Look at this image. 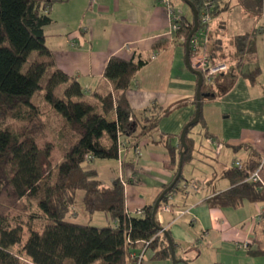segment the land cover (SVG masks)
<instances>
[{"label": "trees", "instance_id": "trees-1", "mask_svg": "<svg viewBox=\"0 0 264 264\" xmlns=\"http://www.w3.org/2000/svg\"><path fill=\"white\" fill-rule=\"evenodd\" d=\"M56 1L59 0H0V264H137L138 256L147 250L154 261L169 259L167 238L150 221L154 202L142 208V215L130 216L125 211L124 183L115 180L106 188L93 179L92 171L82 168L93 159L118 158L119 141L134 148L139 140L147 142L154 137L156 143L161 139L158 122L168 111L150 107L134 114L125 98L131 79L147 60L111 56L103 76L110 82L112 92L99 96L97 105L88 104L77 80L56 67L45 45L43 29L51 23L47 12ZM176 1L187 9L173 35L174 42L184 48L192 28V15L184 3ZM187 1L195 7L198 17L206 2L212 5L208 11L210 18L222 10L217 0ZM240 3L246 11L254 13L262 8V0H240ZM255 35L256 32L235 37V62L227 66L226 72L214 77L212 86L202 84L201 94H225L237 75L254 82L259 68L246 71L242 61L244 55L253 53ZM50 69L42 88L40 82ZM62 85H65L63 98H59L55 90ZM41 89L42 107L57 115L63 125L55 143L60 160L52 170V146L37 145L47 130L46 113L31 103ZM203 100L201 97L198 123L186 131L187 150L182 167L192 158L193 129L200 125L203 129L200 136L211 138L202 123ZM167 149L173 180L181 148L178 144ZM254 157L242 163L240 169L220 171L229 188L209 197L206 200L209 208L233 209L244 202L264 204V164L261 185L246 181L248 174L260 164L261 157ZM178 182L161 203L176 191ZM77 191L83 193L82 204L88 215L106 213L116 225L68 222L66 218ZM35 222L40 223V231L34 229ZM259 223L264 231V212ZM24 229L28 235L22 243ZM18 245L20 248L14 251ZM251 254L263 256L264 247L258 245Z\"/></svg>", "mask_w": 264, "mask_h": 264}, {"label": "crops", "instance_id": "crops-1", "mask_svg": "<svg viewBox=\"0 0 264 264\" xmlns=\"http://www.w3.org/2000/svg\"><path fill=\"white\" fill-rule=\"evenodd\" d=\"M217 3L222 10L206 27L205 38L200 40L207 45L204 49L213 54V62L230 66L236 58L235 37L256 32L253 53L244 55L242 62L244 70L257 67L259 74L254 82L237 75L228 92L203 98V126L223 148L214 153V146L200 136L203 129L197 125L191 138L193 142L199 138V147L194 143L189 163H195L193 168L204 165L201 180L183 176L179 181L193 182L194 189L181 190L178 184L166 200L171 212L158 210L155 215L172 240L178 264H253V246L264 247V231L261 228L262 236L258 232L264 204L244 202L233 209H212L206 204L209 197L229 188L220 176L222 169H231L235 161L242 165L254 156H264V0L261 11L255 13L246 11L240 0ZM47 15L51 23L43 29L45 45L56 67L77 80L83 100L90 105L112 92L103 76L111 56L147 60L131 79L125 98L134 114L150 107L168 111L158 122L161 139L156 143L147 140L138 156L127 145L116 159H93L82 165L106 188L115 180L123 182L125 211L134 216L171 182L173 167L167 147L179 144L182 128L194 115L196 77L185 66L184 48L170 36L165 8L156 0H59ZM47 71L49 76L52 70ZM75 195L82 200L81 191ZM177 211L185 213L178 216ZM72 213L66 220L81 225L102 217L91 216L85 222ZM252 214L256 217L249 221ZM106 215V224L94 226H115ZM243 243L248 244L247 250L238 248ZM237 253L247 258L236 260ZM151 255L145 251L140 264H172L170 258L154 261Z\"/></svg>", "mask_w": 264, "mask_h": 264}, {"label": "built area", "instance_id": "built-area-1", "mask_svg": "<svg viewBox=\"0 0 264 264\" xmlns=\"http://www.w3.org/2000/svg\"><path fill=\"white\" fill-rule=\"evenodd\" d=\"M156 1L165 8V12H166V15L169 21V34L170 36H173L179 29L183 13L180 11H176L173 8L171 0H156ZM211 9H212V5L209 2H206L204 4L203 10L200 16L198 17V29L196 33L190 39V43H189V60H188L189 65L192 70H195L201 74L202 84H205V85L206 84L209 85L212 81V78H214V76H216L217 74L224 73L227 71V65L225 63L212 61V58L209 52H207L204 49L205 43L203 42L204 43L203 44L202 42H200L202 37L205 38L203 34L211 19L208 13V11ZM146 143L147 142L143 140H139L136 143V145L133 148L136 156L140 155L141 148L145 146ZM206 143L214 146L216 153H219L223 148L221 143L214 142V140H212L211 138H207ZM118 147H119V153H120V151L123 150V148H126V143L123 141H119ZM87 159L89 158L87 157ZM263 164H264V156L262 157L258 167L248 174L246 181L252 184L261 185L262 184L261 172H262ZM229 167L240 169L241 163L239 161H235V162H232ZM178 184L181 190L189 191V190L194 189L193 182L181 180L179 181ZM158 210H162L164 212H171V207L167 204V201H166L164 203L159 204L157 211ZM142 213H143L142 209H137L135 212L136 215H142ZM176 213L178 216L179 215L181 216L185 212L177 211ZM238 248L242 250H247L248 244L247 243L240 244L238 245ZM144 253L145 251L142 252V254L138 256L137 264L141 263L142 261L141 259L143 258Z\"/></svg>", "mask_w": 264, "mask_h": 264}, {"label": "rangeland", "instance_id": "rangeland-1", "mask_svg": "<svg viewBox=\"0 0 264 264\" xmlns=\"http://www.w3.org/2000/svg\"><path fill=\"white\" fill-rule=\"evenodd\" d=\"M172 2V6L173 8L176 10V11H180V12H183V13H187V9L184 5H182L179 1H176V0H171ZM48 73L49 71H47L42 79V81L40 82L41 84V87L43 88L44 84H45V80L47 79V76H48ZM215 77V76H214ZM213 79L212 78V81L211 83L208 85V86H212L213 84ZM207 85V84H206ZM63 89H64V86H60L58 87L56 90H55V95L59 98H63ZM43 89L41 90H38L34 96L32 97V100H31V103L35 106H38V107H42L43 105ZM43 108V107H42ZM44 112L46 113L45 114V117H44V120L46 121L47 123V130L46 132L44 133V135H42L38 140H37V145L38 147L42 148L43 146H45L46 144H49L52 146V151L50 153V170H52L54 168V166L57 164V162L60 160V155L55 147V143L57 141V138L59 137V134L62 130V123H61V120L60 118L53 114L51 111L49 110H46L45 108H43ZM207 139V138H206ZM152 143H154V137L151 138L150 140ZM194 143L197 144V147H199V138H194ZM128 144H126L127 146ZM134 151V150H133ZM216 151H214L215 153ZM135 154V153H134ZM198 164H196V168H193L192 166L195 167V163H185L182 167V173H183V176L187 179V180H201L200 178V175L202 174V171L205 170L204 168V165L201 166V167H197ZM192 181V180H191ZM189 181V182H191ZM195 186V184H194ZM251 211L253 210V207H250ZM78 214V219L79 220H85V222H88L90 221V218L91 216H102V217H99L98 219H93L90 221V225H104L107 223V215L106 213H103V212H95L91 215H88L85 211H84V208H83V204H82V200L80 201V199L78 197H76V195L74 196V203H73V206H72V210H71V213L74 212V211ZM73 214V213H72ZM256 217V215H253L251 216V218L249 219V221L251 219L254 220V218ZM104 222V223H103ZM33 227L35 230L37 231H40L41 229V225L39 222H35L33 224ZM258 232H259V236H262V232H261V225L259 226L258 228ZM27 235H28V232L26 229H24V232H23V237H22V243L25 241V239L27 238ZM260 240V239H259ZM21 243V244H22ZM21 245H18L16 247L13 248V250H18L20 248ZM257 246H253V249H256ZM248 249V248H247ZM255 250H253L254 252ZM242 258H247L245 257V255L243 253H237V258L236 260H240ZM142 260V259H141ZM252 263L253 264H264V255L263 256H258V257H253L252 259ZM23 264H26L25 262Z\"/></svg>", "mask_w": 264, "mask_h": 264}, {"label": "water", "instance_id": "water-1", "mask_svg": "<svg viewBox=\"0 0 264 264\" xmlns=\"http://www.w3.org/2000/svg\"><path fill=\"white\" fill-rule=\"evenodd\" d=\"M182 3H184L191 11V15H192V28L190 30V32L188 33L187 37H186V41L184 44V63L185 66L187 67V69L196 77V84H195V110H194V115L192 117V119L187 122L184 127L182 128L180 134H179V145H180V153H179V158H178V164H177V169H176V174L172 180V182L159 194V196L156 198V200L154 201L153 205H152V210H151V216H150V221L151 224L160 232L162 233L168 241V245H169V258L172 262V264H178L180 261L175 259V254H174V245L172 243V240L168 234V232L162 228L159 227L156 224L155 221V215L158 209L159 204L161 203L162 198L168 194L170 192V190L173 188V186L180 180V175H181V171H182V163H183V155L187 150V146L185 143V135H186V131L189 127L196 125L199 121V112H200V99L201 97L205 98L208 96L213 97V94H201L200 90L202 87V76L199 72L192 70L190 65H189V43H190V39L192 38V36L196 33L197 29H198V15H197V11L195 9V7L187 0H180Z\"/></svg>", "mask_w": 264, "mask_h": 264}]
</instances>
